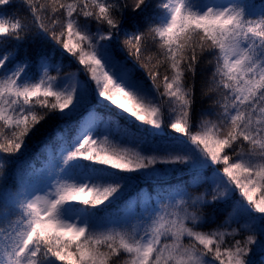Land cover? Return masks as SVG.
Instances as JSON below:
<instances>
[{"label": "snow or ice", "instance_id": "1", "mask_svg": "<svg viewBox=\"0 0 264 264\" xmlns=\"http://www.w3.org/2000/svg\"><path fill=\"white\" fill-rule=\"evenodd\" d=\"M12 3L0 0V45L23 40L34 27L74 57L94 87L75 73L60 75L58 66V75H50L43 53L36 78L27 53L18 60L17 52H0V179L5 154L20 153L42 122L72 116L90 94L142 126L167 127L176 136L172 147L145 154L119 147L98 132L94 118L85 120L41 186L17 191L0 206V264H252L253 246L264 250V4L24 0L29 17H19L8 12ZM121 33L129 55L153 69L151 87L115 58ZM204 63L213 70L201 95L212 103L194 123ZM161 70L163 91L156 84ZM157 165L187 166L196 172L193 186L208 189L178 188L142 214L129 206L120 219L101 215L126 187L129 177L121 173L154 176ZM206 168L210 177L202 174ZM218 203L231 210L216 224L202 209ZM240 221L242 227H231ZM209 224L216 226L204 230ZM242 229L251 234L237 239Z\"/></svg>", "mask_w": 264, "mask_h": 264}, {"label": "trees", "instance_id": "2", "mask_svg": "<svg viewBox=\"0 0 264 264\" xmlns=\"http://www.w3.org/2000/svg\"><path fill=\"white\" fill-rule=\"evenodd\" d=\"M243 2L255 4L259 7L264 4V0H243ZM8 12L11 15H18L19 17H29V11L24 0H13V3L9 6ZM141 30L146 27L145 22L139 20ZM125 27L131 30V17ZM92 30H95V25H92ZM24 36L23 40L16 41L10 40L5 44L0 45V52L5 50H11L17 52V59H24L25 53H27V59L31 64V74L35 75L39 69L40 63L37 60V56L40 53L47 55L49 60L54 63H61L66 69L64 74L76 73L79 74L81 80L89 83L87 74L82 70L83 66L79 65L74 57L64 54L60 47L56 45L50 39H45L36 34L35 28H31L27 33H22ZM124 39L123 34H118L116 37L113 48L114 56L121 63L125 64L130 68L134 74L140 78L143 83L151 87V80L148 78V72L153 69L150 65L144 64L143 57L138 62L132 56L129 55L128 51L124 48L122 41ZM144 64L142 67L141 65ZM212 67L207 63L202 64L198 67L196 75V102L194 104L193 119L194 123L200 118L202 111H209L210 104L212 101L207 96L201 95V86L211 76ZM163 70H161V76L157 78L156 84L163 91L162 83ZM93 114L95 119L101 123H106L108 126L115 127L118 129H124L128 133L139 135L157 146H170L174 145L175 136L171 129L165 127V136L153 133L148 129L147 126H140L135 121L130 119L128 116L122 114L118 109L114 107H108L107 104L99 103L93 100L91 104L83 110L73 114L70 117L60 118V114H54L49 117L46 121L39 125V132L31 136L26 140V147L21 150L20 153L8 156L5 154V176L0 179V206H2L7 200L8 193H15L19 189V174L20 171L27 167L39 168L43 165V151L48 147H53L60 138H64L65 141H70L74 137L76 130L79 125L83 123L87 114ZM165 124H167L165 122ZM70 138V139H69ZM159 169V176H145L137 173H121V175L128 176L127 183H130V188L126 195L119 198L113 206L121 205L123 202H127L130 198L137 197L142 191L148 194L166 193L176 188L188 189L193 194H200L204 192L205 187H201L196 190L192 184L193 176L196 174L195 170L190 171L187 166L184 165H157ZM115 171V170H113ZM205 176L211 175V170H203ZM239 194H236L238 198ZM226 206L223 204L212 205L206 209H202L203 214L207 218L215 217L216 224L222 222L226 216L223 208ZM222 210V211H221ZM214 215V216H213ZM216 224H209L204 230L208 228H214ZM246 233V234H245ZM248 235L247 232L242 234L237 239H243L244 236ZM229 243L231 240L229 239ZM264 255V250L257 249L249 254L252 264H263L261 256Z\"/></svg>", "mask_w": 264, "mask_h": 264}, {"label": "rangeland", "instance_id": "3", "mask_svg": "<svg viewBox=\"0 0 264 264\" xmlns=\"http://www.w3.org/2000/svg\"><path fill=\"white\" fill-rule=\"evenodd\" d=\"M117 61H119V60H117ZM48 64L52 66L49 69V74L50 75H54V76L58 75L57 71L55 70L56 66H58L60 68V73H59L60 75H63L64 72L66 71L65 67L63 65H61V63H54L52 60L48 59ZM128 69L131 70L130 68H128ZM40 75H42V69L39 66V69H38L37 73L35 75H33V76L36 77V78H39ZM77 78L79 80H81L79 74H77ZM85 84L90 89L94 87V84H92L90 81H89L88 84L85 82ZM93 100L97 101L95 99L94 95L90 94L89 98H88V101L85 104V106L82 107L77 112H79V111L83 110L84 108L88 107ZM99 103H101V102H99ZM102 104H106V103H102ZM112 107L118 109L116 106H112ZM119 111L121 112V110H119ZM124 115L128 116V114H126V113H124ZM90 117L94 118L98 132L101 133V134H108L109 135V139L111 141H113L115 144H117L119 147L129 148V149H132V150H139V151H143L145 154H151L150 153V149H152V148H157L158 147L160 149H164V148H169V147L173 146V145H170V146H157V145L151 143L152 141H150V140L148 141L144 137H142L143 140H141L139 138L140 137L139 135L137 136L136 134L128 133L127 131H124V129L120 130L118 128L108 126L105 122L103 123L102 121H101V123H99V121H97V119H95V116L92 113L91 114H87V116L85 117L84 121L88 120ZM132 120L135 121L134 119H132ZM135 122L138 125L142 126L139 121H135ZM165 122L167 123V117H166ZM145 126H147V125H145ZM148 129L151 130L153 133H156L158 135H161V136H165L166 135L165 130H163L162 132H155L154 130L150 129L149 127H148ZM77 130H76L75 135L77 134ZM65 142H67V141H65L64 138H60L58 140V142L56 144H54L53 147L46 148L43 151L44 163L39 168L38 167L37 168H31V167H27L26 166L25 168H23L20 171V174H19V182H20V184H19L18 191L24 190V189H32L33 187L41 186V182L44 181L47 178V176L49 175L50 162L53 159H58L59 158L60 149H61L62 145ZM205 170H209V169L206 168ZM159 175H160V173L158 171V173L156 175H154V176H159ZM203 175L205 176V174H203ZM211 175H212V172H211ZM130 185H131L130 183L126 184V187L124 188V190L120 194L119 198H121V197H123L124 195L127 194L128 190L130 188ZM206 185H208V184H197V185H195V188H196V190H199L202 186L205 187ZM176 189H178V188H176ZM176 189H173L171 191H174ZM206 189H208V186L205 188V190ZM186 190L189 191L188 189H186ZM171 191H168V192H171ZM168 192H166V193H156V194L151 195V194H148L145 191H142L141 194H139L137 197L130 198L127 202H123L121 205H119V207H117V205H115V207H114L113 204L118 200L117 199L107 209H104V206H100L101 209H104L103 212L101 213V215L106 216V217H108L109 219H112V220L120 219V218L123 217V214H124L125 210L129 206H132L133 208H135V210H136V212L138 214H142V211H143V209L145 207H149V208L154 207L156 205V202L162 196H166L168 194ZM15 193H12V192L8 193L7 194V200L10 201V197L13 194H15ZM210 206H212V205H206L203 209H206V208H208ZM223 210H224V212L227 213L231 209L225 207V208H223ZM243 224H244V221H240V224H232L231 227H242ZM242 232H247V234H251L250 232H248L247 230H244V229H242L241 234H242ZM257 249H262V248L260 246H258V245L253 246V251L257 250ZM261 261L264 264V255L261 256Z\"/></svg>", "mask_w": 264, "mask_h": 264}]
</instances>
